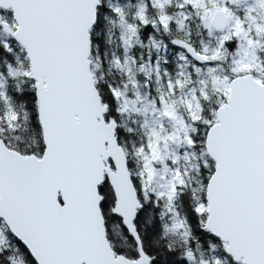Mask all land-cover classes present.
<instances>
[{
  "label": "snow or ice",
  "instance_id": "obj_1",
  "mask_svg": "<svg viewBox=\"0 0 264 264\" xmlns=\"http://www.w3.org/2000/svg\"><path fill=\"white\" fill-rule=\"evenodd\" d=\"M177 6L202 7L199 19L216 41L201 49L169 36L205 77L190 85L181 84L190 74L173 78L165 69L161 76L150 57L131 53L142 34L173 31L152 3L129 21L114 0H0V264H264V57L257 56L261 71L250 73L239 70L237 59L241 22L251 28L264 0H252L243 18L238 0ZM106 26V44L120 28L122 51L108 61L109 75L112 67L122 74L120 83L102 72L99 38ZM230 49L237 52L224 71ZM153 71L167 78V90L158 87L152 100L159 135L184 152L174 151L162 173L155 164L163 161L150 160L152 132L135 149L145 166L129 175L133 198L118 207L111 178L126 150L118 144L116 116L127 110L128 88L141 86L137 74L147 87ZM177 95L185 120L178 139L164 127ZM29 126L34 142L26 144L21 130ZM105 161L108 170L97 175ZM185 195L181 212L176 202Z\"/></svg>",
  "mask_w": 264,
  "mask_h": 264
},
{
  "label": "trees",
  "instance_id": "obj_2",
  "mask_svg": "<svg viewBox=\"0 0 264 264\" xmlns=\"http://www.w3.org/2000/svg\"><path fill=\"white\" fill-rule=\"evenodd\" d=\"M114 2L119 3L120 5L124 6L128 10V17L127 19L129 21L132 20V18L135 16L139 6L140 7H147V4L152 3V0H114ZM171 7H167L163 9V15L164 14H172L174 16L177 5L176 1L171 2ZM155 12H157V8L154 6L153 9ZM158 13V12H157ZM161 14V13H159ZM240 17L243 16L242 12L238 11L237 13ZM195 18L194 21L192 19ZM198 16L192 15L188 24V27L186 30L188 33V37L184 35L183 30H176L174 28L175 24L170 22V25L173 28V31L171 33H165L164 35H160L157 33L156 35H150V34H142L141 35V43L134 44V46L131 48V53L139 58L141 55L143 56L145 62L149 60V57L151 58V62H157L159 65L161 76L163 74V71L166 69L169 74L172 75L173 78H175L176 74L179 71V61H178V52L182 50L184 55L188 58H190V53L187 49L181 47V46H173L169 42V36H171L172 39H181L182 41L186 42L189 38L190 34L193 37V40H190V47H196L197 42L196 40V31L198 30V26L195 22H197ZM107 27L102 30L100 41H101V50H100V59L103 61V75L109 79L114 81L115 83H120L122 80V74L115 68H111V75H109V63L108 61L112 57V53L114 52H121L122 51V41H121V33L120 28L114 27L112 29L113 35H112V43L106 44L104 41L108 39L107 36ZM184 29V30H185ZM149 40L154 41L153 44H149ZM203 43L205 39L202 40ZM200 43L202 45L203 43ZM187 43V42H186ZM141 44L143 46H141ZM158 44H162L161 47H156ZM18 51V50H17ZM105 52L108 53L107 58H105ZM19 54V52H18ZM261 56H264V52L261 51ZM186 60V59H185ZM156 69V68H153ZM190 71V73H189ZM257 71L258 69L255 67L253 69H250V72ZM188 74L186 81H193L195 82L196 74L193 71V68L191 65H189ZM161 76H158L155 71H153L151 75V79L148 80L147 87H143L145 82V76L142 73L137 74V79L139 81V84L141 85L139 88L130 86L127 90V96L124 98L127 103L131 104L133 100H137V96L145 97V100H153L154 96H157L156 89L158 88V83H163L167 80V78H161ZM125 80L127 77H123ZM23 87L27 88V85H23ZM208 91L210 92V86H207ZM113 110L115 111V105H113ZM117 124L119 125L117 136L119 144L123 147V149L126 150V156L128 158V164L131 166L130 171L132 174L137 173L141 168H143V161L138 157L137 153L135 152V149H138L141 147L142 143H147L148 141V135L145 132V129L140 124L139 119L136 115H130L126 111L124 112L123 117L121 118L119 115L116 116ZM128 129H131V131H128ZM21 136L23 137L26 144L33 143V138L35 136L34 129L29 126L27 130H21ZM187 202L188 197L187 195L182 196L179 200H177V209L178 211L184 212L187 210ZM158 212L159 210H153L152 212V218H158ZM148 218H146L147 220ZM114 231H119V226L114 229ZM193 231L196 232L195 225H193ZM176 239H179L178 237ZM197 242L201 243L203 245L207 241L204 239L197 237ZM114 243L116 247H121L123 245V240L117 239L114 240ZM126 250H128L126 248ZM206 251V250H205Z\"/></svg>",
  "mask_w": 264,
  "mask_h": 264
},
{
  "label": "rangeland",
  "instance_id": "obj_3",
  "mask_svg": "<svg viewBox=\"0 0 264 264\" xmlns=\"http://www.w3.org/2000/svg\"><path fill=\"white\" fill-rule=\"evenodd\" d=\"M176 1V5L180 2V0H171ZM252 0H238L239 6H240V12H242L244 16L243 9L247 7L249 3H251ZM191 3L195 6L197 4L204 5L208 3V0H191ZM152 4L157 8V12L161 13L160 15H163V10L159 8L160 4H165V8L167 6V0H152ZM235 7V5H233ZM140 8V6H139ZM138 8V9H139ZM238 13V12H237ZM236 13V14H237ZM203 14V8L197 9L196 7H193L191 9L187 7H178L176 8L174 16L170 13L164 14L167 17H169L168 23L170 24L171 20L175 24L174 28L178 31L183 30L184 35L188 37V33L186 30L190 21V18L192 15L198 16L197 22H195L198 26V30L196 31V40L197 42L196 47L193 48H203L205 46L207 47H214L215 46V38L214 36H209L207 34V30L203 27L199 16ZM238 15V14H237ZM243 16H241L243 18ZM195 18L192 19L194 21ZM186 28V29H185ZM185 29V30H184ZM228 29H224V31H227ZM235 31V29L233 28ZM264 33V8H257L255 15L252 17L251 20V28H249L246 24L243 23V20L241 22V30H240V40L238 41V47H239V55L237 57L239 62V70L247 72L250 68H257L260 67L257 56L260 52V46L262 44V37ZM220 30L216 29L215 35H219ZM251 34H255L258 37H261V39H251ZM205 39L204 43L200 45L201 41ZM190 40H193L192 35L190 34L189 38L187 39V43L191 46ZM162 44H158L156 47H161ZM237 52V49H230V54L227 55V62L222 65L224 71H230V67L233 64L232 60V54H235ZM178 61H179V71L178 73H188L189 65L191 63L189 62V58L186 57L182 50L178 52ZM186 59V60H185ZM152 68L157 67V62H151ZM192 66V65H191ZM196 67H202L201 65H196ZM193 71L196 74L195 67H193ZM202 71H207L206 69L202 68ZM260 72V71H258ZM190 73V71H189ZM191 75V74H190ZM176 77V76H175ZM187 76H184V79L181 80V84H193L198 79L203 80L205 79L204 76H197L195 78V82L186 81ZM210 86V92L213 91V89L216 87V81H208L206 83V86ZM158 87L161 88L163 91L167 90V80L163 83H158ZM183 91H188L187 88H185ZM137 100H133L131 104L127 103V110L126 112L130 115H136L139 119L140 124L145 129L146 134L149 136L152 132H156L157 136L153 137L152 143L153 147L155 149L154 152L150 151V160L159 159L163 161V164H155L156 169L161 170L163 173L165 165L171 166L173 161L176 159L175 156L172 155V153L175 151L178 154H182L184 152V149L177 148V145L173 141H168L164 137L159 135L160 132V123L156 120V114L153 112V106H152V99L147 101L145 100V97L137 96ZM182 113L184 111L183 105L180 103V96L177 95L175 97V102L173 103L172 107L169 109L170 113V120L164 121V127L169 129L168 135L169 136H175L177 139L180 137V133L184 129L185 120L184 118L178 113ZM196 110L199 111V107L196 106ZM147 125V126H145ZM118 137V136H117ZM139 157V156H138ZM140 159L143 161V167L145 166L144 160L140 157ZM163 181H161L162 183ZM155 187V185H153ZM160 191H163V188L158 189Z\"/></svg>",
  "mask_w": 264,
  "mask_h": 264
},
{
  "label": "water",
  "instance_id": "obj_4",
  "mask_svg": "<svg viewBox=\"0 0 264 264\" xmlns=\"http://www.w3.org/2000/svg\"><path fill=\"white\" fill-rule=\"evenodd\" d=\"M262 42L264 45V37H263ZM107 143L108 141L105 140L104 144L107 145ZM118 144H119V141H118ZM119 146L122 147L120 144ZM116 163H117V172L113 174L111 178V182L113 183L120 197L119 202H118V207H123L126 204V202H131L133 198L132 185L129 181V175L131 173H130L129 167H127L128 161H127L126 154L123 156L117 155ZM101 169L103 171L108 170L106 161L100 166V168L95 170L97 175H99Z\"/></svg>",
  "mask_w": 264,
  "mask_h": 264
},
{
  "label": "flooded vegetation",
  "instance_id": "obj_5",
  "mask_svg": "<svg viewBox=\"0 0 264 264\" xmlns=\"http://www.w3.org/2000/svg\"><path fill=\"white\" fill-rule=\"evenodd\" d=\"M263 36H264V33H263ZM263 38V37H262ZM263 45V44H261ZM261 47V46H260ZM264 52V51H263ZM259 56H261V51L259 52ZM261 57H264V56H261ZM250 69H253V68H250ZM250 69L247 70V72L250 73ZM258 71H261L260 67H257Z\"/></svg>",
  "mask_w": 264,
  "mask_h": 264
}]
</instances>
